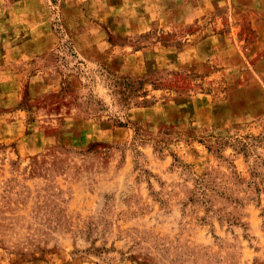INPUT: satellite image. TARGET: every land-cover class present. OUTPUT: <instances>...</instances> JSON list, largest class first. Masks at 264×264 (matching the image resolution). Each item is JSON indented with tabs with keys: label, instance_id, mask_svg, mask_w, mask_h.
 <instances>
[{
	"label": "rangeland",
	"instance_id": "obj_1",
	"mask_svg": "<svg viewBox=\"0 0 264 264\" xmlns=\"http://www.w3.org/2000/svg\"><path fill=\"white\" fill-rule=\"evenodd\" d=\"M0 264H264V0H0Z\"/></svg>",
	"mask_w": 264,
	"mask_h": 264
}]
</instances>
